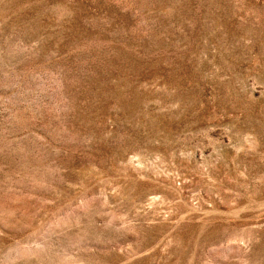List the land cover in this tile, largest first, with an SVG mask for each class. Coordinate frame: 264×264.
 <instances>
[{"label":"rangeland","instance_id":"rangeland-1","mask_svg":"<svg viewBox=\"0 0 264 264\" xmlns=\"http://www.w3.org/2000/svg\"><path fill=\"white\" fill-rule=\"evenodd\" d=\"M0 264H264V0H0Z\"/></svg>","mask_w":264,"mask_h":264}]
</instances>
